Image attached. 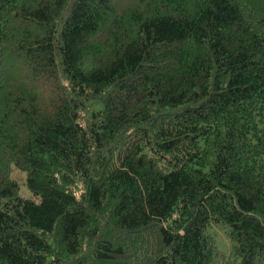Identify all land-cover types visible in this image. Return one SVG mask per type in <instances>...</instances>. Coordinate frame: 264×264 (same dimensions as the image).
I'll return each instance as SVG.
<instances>
[{"label":"trees","instance_id":"1","mask_svg":"<svg viewBox=\"0 0 264 264\" xmlns=\"http://www.w3.org/2000/svg\"><path fill=\"white\" fill-rule=\"evenodd\" d=\"M0 264H264V0H0Z\"/></svg>","mask_w":264,"mask_h":264},{"label":"rangeland","instance_id":"2","mask_svg":"<svg viewBox=\"0 0 264 264\" xmlns=\"http://www.w3.org/2000/svg\"><path fill=\"white\" fill-rule=\"evenodd\" d=\"M18 170H14L13 176L19 178L21 183H23L22 174L19 172L17 173ZM25 175V174H24ZM20 195L26 198H35L37 197L34 196L32 191H30L24 184H22V188L20 191ZM209 231L214 233L217 241L218 247L226 254L229 255L231 253V247H232V242L228 234V228L225 227L223 224L220 223H215L211 222L208 226Z\"/></svg>","mask_w":264,"mask_h":264}]
</instances>
